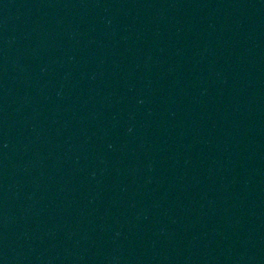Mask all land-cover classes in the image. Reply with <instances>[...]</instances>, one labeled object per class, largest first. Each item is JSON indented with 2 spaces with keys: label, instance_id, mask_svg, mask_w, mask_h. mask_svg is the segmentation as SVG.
Returning a JSON list of instances; mask_svg holds the SVG:
<instances>
[{
  "label": "water",
  "instance_id": "obj_1",
  "mask_svg": "<svg viewBox=\"0 0 264 264\" xmlns=\"http://www.w3.org/2000/svg\"><path fill=\"white\" fill-rule=\"evenodd\" d=\"M0 264H264V0H0Z\"/></svg>",
  "mask_w": 264,
  "mask_h": 264
}]
</instances>
